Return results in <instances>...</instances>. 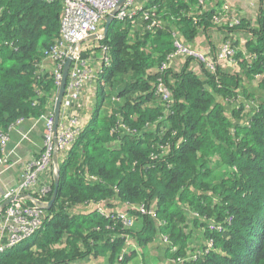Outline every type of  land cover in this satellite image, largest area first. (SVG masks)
Returning a JSON list of instances; mask_svg holds the SVG:
<instances>
[{
  "label": "trees",
  "instance_id": "1",
  "mask_svg": "<svg viewBox=\"0 0 264 264\" xmlns=\"http://www.w3.org/2000/svg\"><path fill=\"white\" fill-rule=\"evenodd\" d=\"M206 1L152 2L157 21H172L178 35L149 30L151 16L144 18L140 37L131 31L135 17L108 24L100 43L110 63L94 81L99 104L106 85L123 86L105 115L96 105L66 159L57 163V194L41 229L0 254V264H72L105 249L109 264H123L127 235L143 246L158 233L170 242L167 255L196 256L181 264H264V0L255 24L237 19L231 27L213 22L216 13L225 15L223 4L205 9ZM61 10L59 0H0V132L45 113L55 86L51 73H39L36 64L59 35ZM216 28L221 45L245 33L247 55L235 49L230 59L241 74L221 69V47L204 61L178 55V68L160 70L175 50L174 39L190 44L200 31ZM95 56L82 52V58ZM159 82L168 101L155 93ZM114 141L116 148L108 145ZM213 157L220 166H210ZM210 167L224 173L209 180ZM53 187L54 179L44 196L24 201L46 207ZM115 199L118 210L107 216L70 214L79 205ZM139 204L153 214L141 216ZM119 213L140 216L139 234L122 224ZM193 225L204 239L199 252L188 246ZM171 245L176 250L169 252Z\"/></svg>",
  "mask_w": 264,
  "mask_h": 264
},
{
  "label": "built area",
  "instance_id": "2",
  "mask_svg": "<svg viewBox=\"0 0 264 264\" xmlns=\"http://www.w3.org/2000/svg\"><path fill=\"white\" fill-rule=\"evenodd\" d=\"M44 1L54 2L56 0ZM59 2L62 6L59 35L49 47L42 49L41 60L39 64H36L39 73L44 71L51 73L55 86L45 113L36 119V121L44 123L46 129L45 142L40 155L28 163L15 185L2 183L0 194V254L32 238L41 229L44 221L49 216L45 204H27L24 198L28 196L34 201V199L40 198L49 192L50 184L53 181L45 183V175H51L54 179L57 163L66 159L76 138L82 131L83 127L75 108L84 100L85 85L91 80L98 79L103 69L110 63L107 55L108 48L100 43L104 28V26L103 28L100 26V23L106 22L108 16H112L116 20H123L135 17L140 13L143 18L149 16L153 18L147 25L149 30L161 27L159 21L154 17L155 10L153 6L147 9L133 7L132 0H122V2L121 0H59ZM203 10L204 8L199 13H202ZM223 10L225 15L219 18L216 16L219 13H216L212 17L213 22L222 23L224 21L230 27L236 25L238 21L230 14L227 4H223ZM92 35L95 36L94 41L91 44H84V41ZM173 44L175 50L168 55L166 62L161 64L160 70L170 67L168 65L181 54L198 56L199 59L204 61L202 55L193 53V50L178 39H174ZM84 51L88 52V56H95V52L98 51L99 63L96 68L90 66L93 61L92 57L82 58V52ZM234 53L235 49L225 43L221 46L219 55L220 57L233 59ZM68 56H71V63L54 141V103L61 81L62 69ZM207 63L212 65L209 62ZM155 93L160 100L168 101V90L162 82L158 83ZM25 121V119L20 118L9 127L7 132H0V149L2 153L0 156V176L20 161L17 150L23 141L29 140V132L21 128ZM11 131L18 133L19 139L9 146ZM18 195L24 196L20 199L13 198ZM11 198L13 199L9 203L1 207L3 202ZM135 208L140 215L153 214V209L146 207L144 204L136 205ZM101 214L104 215V213ZM105 215L107 216V214ZM118 217L124 226L133 227V216L128 213H119ZM210 228H213V226L210 225ZM215 228L220 230L221 226L217 225ZM164 240H166V237H164ZM210 246L211 243H208L207 247ZM175 250L174 245H171L170 251ZM200 250L196 249L195 252ZM195 257L186 253L183 257L171 258V262L181 264L185 260L194 259Z\"/></svg>",
  "mask_w": 264,
  "mask_h": 264
},
{
  "label": "crops",
  "instance_id": "3",
  "mask_svg": "<svg viewBox=\"0 0 264 264\" xmlns=\"http://www.w3.org/2000/svg\"><path fill=\"white\" fill-rule=\"evenodd\" d=\"M152 2H154V0H132V6L133 7L137 6L138 8H141V9H147L151 7ZM220 4H227L229 7L230 14L235 19H239V20L244 19V20L249 21L251 24H255L257 22L258 17L260 15L259 12L262 7L261 0H207L206 4H204V8L209 9L210 7L214 5H220ZM154 10H155V7H154ZM161 21L162 22H159L161 25L159 29L166 30V31L171 29V31L174 34L176 35L179 34L177 27L173 24L172 21H170V23L165 19ZM143 22H144V18L142 14L138 13V15L135 16V20L132 22V25H131V31L133 35L137 34L138 37H140L141 32H142L141 30L143 29V25L145 24V23L143 24ZM104 23L105 21L100 23V26L102 28L104 26ZM235 35L236 36L238 35V36L236 38L227 39L225 43L227 42L231 43L232 45H234L233 47L234 49H236V51L239 50L241 53L247 55L246 48H245L246 46L245 33L239 34L236 32ZM222 41H223V36L221 35L220 31L217 30L216 28V30L207 29L206 31L205 30L200 31L190 44L184 41L183 43L188 44L189 47L194 50L209 54L212 50L215 51V49L220 48L222 46L221 45ZM95 55L96 56L90 65L92 68H96L99 63L98 51L95 52ZM176 58L177 59H174V61L170 63V66H172V68H178V65H179L178 62L180 58L178 57ZM218 63L220 64L221 69L224 71L235 72V73L241 74L238 63L233 60L220 57L218 60ZM196 72L198 74L200 73L199 67L196 68ZM241 78L243 79V76H241ZM94 81L95 80H91L89 83L85 85L84 100L79 104V106L75 108L82 127L88 124L94 112L96 111V109H98L96 107V105L99 104V99H97L96 97L97 92H98L97 91L98 86L97 84L95 85ZM122 86L123 84L121 82L114 83L113 86L106 85L105 95H104L103 100L107 101V99L111 98V95L116 97L117 92L120 90ZM241 99L243 98H240V100ZM112 100H113L112 104H114L115 100L114 99ZM242 101H244V104L246 103L245 99H243ZM235 106H236V103H232V104L226 105V108L230 110L232 107L234 108ZM244 110H247V107H245ZM108 111H105V112L107 113ZM98 113L100 115L102 114L105 115V113H102L100 111V108H99ZM41 122L42 121H36V119L34 120L32 119V120H26L25 123L21 125V128L23 130H26L29 132L30 139L23 141L18 148L19 149L18 156L20 157L19 163L16 165H13L10 169H8L5 173H3L0 176V194L2 191V183H5L7 185H15L18 182L20 174L23 171V169L28 165V163L31 160L36 159L40 155L42 148L44 146V142H45V137L42 134ZM32 125L33 127L31 128ZM18 139H19L18 133H16L15 131H11L9 146L13 143H16ZM118 143L119 142L114 141L112 142V144H108V145L116 148ZM217 165L220 166V162L218 161V158L217 157L211 158L210 166L217 167ZM210 168H211V175L209 176V180H216L213 177L214 174H216L215 177H218L221 173H224V169L222 168L220 171L218 169L219 173H216V172L214 173V170L216 168L214 169L212 167ZM51 180L53 181V176L45 175V178H44L45 183H49V181ZM117 210H118V200L115 199L114 203L105 201L101 203L97 202V203L82 204L72 209L70 211V214L71 215L72 214L86 215L93 211H99L100 213L108 214V212L110 211H117ZM141 220L142 219L140 218V216L134 217V225L131 228V230L134 231V234L135 233L139 234V231L142 228ZM192 227H194V230H193V236L188 239L189 245L190 244L191 245L202 244L204 239H203L202 234L199 232L198 227L195 225H193ZM164 237H165L164 235L158 233L156 234V237L153 240H150L147 243H144L143 246H140L138 245L137 241H135L137 239L134 240L132 236L127 235L126 237L127 243L125 247V255L127 257L125 261L123 262V264H173L171 262L172 255L171 256L167 255L168 253H166L165 251L170 242L167 240V237H166V240H164ZM169 252H170V248H169ZM101 254H102L101 256L96 257V258L95 257L80 258L72 264H109V261H108L109 251L105 249L103 252H101Z\"/></svg>",
  "mask_w": 264,
  "mask_h": 264
},
{
  "label": "water",
  "instance_id": "4",
  "mask_svg": "<svg viewBox=\"0 0 264 264\" xmlns=\"http://www.w3.org/2000/svg\"><path fill=\"white\" fill-rule=\"evenodd\" d=\"M122 2V0H121ZM113 19L112 16H108L106 18V22L102 31V35H105L108 24L110 23V21ZM95 36L92 35L89 38H94ZM71 63V56H68L63 69H62V76H61V81H60V85L58 87V91L55 97V103H54V126H53V137H54V141H55V136H56V131H57V124L59 121V114H60V106H61V102L63 99V95H64V91H65V85H66V81H67V77H68V71H69V66ZM55 159V158H54ZM57 188H58V178L56 177V175L54 176V187H53V191L51 193L50 199L49 201L46 203V209H48L52 203L55 200L56 194H57ZM24 195H18L13 197L14 199H20L23 198ZM13 198L6 200L5 202H3L1 204V207H3L5 204L9 203Z\"/></svg>",
  "mask_w": 264,
  "mask_h": 264
},
{
  "label": "rangeland",
  "instance_id": "5",
  "mask_svg": "<svg viewBox=\"0 0 264 264\" xmlns=\"http://www.w3.org/2000/svg\"><path fill=\"white\" fill-rule=\"evenodd\" d=\"M94 41V39L93 38H88V39H86L85 41H84V44H91L92 42ZM193 53H196L197 55H202V57L203 58H205L206 57V55H207V53H202V52H200V51H197V50H194L193 49ZM197 58H198V56H196ZM224 58H226V57H224ZM228 59V58H227ZM254 97H255V95H254ZM111 98L112 99H116V97H114L113 95H111ZM110 98V99H111ZM110 99H107V101L106 100H103L102 99V101H100V111L102 112V113H106L105 111H108L109 109H110V107L111 106H113V104H112V99L110 100ZM102 105V106H101ZM103 107H105V108H103ZM244 111H246V110H244ZM245 112H243V114H244ZM41 127H42V134L44 135L45 134V132H46V129H45V126H44V123L43 122H41ZM29 139H30V136H29ZM42 150H43V148H42ZM18 152H19V149L17 150V154H18ZM19 155V154H18ZM219 168V167H218ZM225 169V168H224ZM24 244V242H22L21 244H19V245H23ZM201 245V244H200ZM200 245H189L188 244V246L189 247H194L195 248V250L196 249H198V247L200 246ZM188 247V248H189Z\"/></svg>",
  "mask_w": 264,
  "mask_h": 264
}]
</instances>
